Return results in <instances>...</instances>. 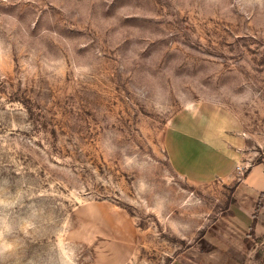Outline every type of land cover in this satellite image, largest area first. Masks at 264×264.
I'll use <instances>...</instances> for the list:
<instances>
[{
    "label": "rangeland",
    "instance_id": "rangeland-1",
    "mask_svg": "<svg viewBox=\"0 0 264 264\" xmlns=\"http://www.w3.org/2000/svg\"><path fill=\"white\" fill-rule=\"evenodd\" d=\"M261 165L264 0H0V264H211Z\"/></svg>",
    "mask_w": 264,
    "mask_h": 264
},
{
    "label": "crops",
    "instance_id": "crops-1",
    "mask_svg": "<svg viewBox=\"0 0 264 264\" xmlns=\"http://www.w3.org/2000/svg\"><path fill=\"white\" fill-rule=\"evenodd\" d=\"M262 168V165L255 168L251 173L253 174L251 178L237 186L235 192L236 203L227 210L228 216L222 217L219 221L226 228H215L213 233L214 235L226 234L233 237L229 239L228 244L219 240L220 244L214 245L216 251L211 252V264H221L220 258L215 255V253H218L217 251L223 256V264H238L239 260L243 258L245 250L247 251L244 238L250 234V231L253 230L258 238L264 236V181L257 183L252 180V177ZM212 174L215 175V172ZM236 237H239V239ZM240 252L241 255H239ZM237 256L239 258H236ZM250 262L251 260L249 261L247 258L243 264H249Z\"/></svg>",
    "mask_w": 264,
    "mask_h": 264
}]
</instances>
